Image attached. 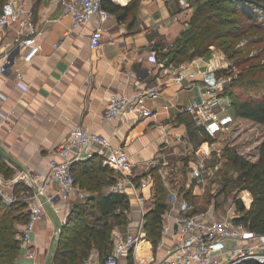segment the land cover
Instances as JSON below:
<instances>
[{
	"label": "crops",
	"instance_id": "1",
	"mask_svg": "<svg viewBox=\"0 0 264 264\" xmlns=\"http://www.w3.org/2000/svg\"><path fill=\"white\" fill-rule=\"evenodd\" d=\"M114 1L127 4L131 0ZM15 5L33 10L38 30L34 50L15 47V27L0 30V65L7 58L11 60L8 69L0 71V153L14 169L9 177L0 172V185L8 187L17 198L28 197L37 186L20 179L12 181L13 178L23 169H30L44 178L54 146L65 140L76 126L110 136L112 145L128 150L133 163L128 176L147 182L143 194L148 202L154 181L150 174L152 169L159 167L158 161L159 165H169V154L178 153L187 142L198 146L197 153L206 163L208 157L218 155V139L229 128V120L245 118L235 115L230 99L219 95L220 90L212 86L213 80L207 86L202 74L185 78L183 82L174 78L176 67L184 64L187 72L205 70L212 79L217 76L216 69L221 65L219 59L215 61L207 55L181 63L163 60L162 54L168 43L174 42L186 28V18L192 6L184 9L177 1L139 0L125 19L109 12L104 20L95 18L74 28L60 0H18ZM174 12L178 19H175ZM97 24H101L104 38L100 46L93 47L90 36ZM153 55L157 57L156 61L152 60ZM18 72L22 73L19 79ZM150 87H158L160 92L157 97L146 99V105L156 109V114L141 118L134 115L104 117L111 93ZM214 97L218 119L205 125H197L193 116L181 110L193 100ZM187 115L197 125V132L193 130V135L192 124L184 119ZM204 130L211 140L204 139ZM72 156L76 184L86 192L87 198L111 191V184H98L94 189L89 185L90 179L92 181L89 166L100 173V164L113 168L105 161L104 150L87 148L80 154L74 151ZM113 176L117 180L123 174L114 170ZM192 176L197 185L192 183L189 188L192 193L188 197L175 191L170 184H164L169 206L164 213L162 243L154 249L151 241L145 238L139 255L133 257V264H140L147 257L151 258L148 264H160L166 257H175V254L168 253V249L173 245L177 219L193 211L188 199L195 194L201 195L204 189L199 183L203 175ZM56 187V184L50 185L48 191ZM128 191L131 193L133 189L128 188ZM86 200L74 196L66 216L47 206L32 235L34 257L26 256V250L21 248L17 264H49L47 260L50 253L55 252L61 228L75 205ZM184 201L188 202L189 208H183ZM146 205L142 208L130 199L128 223L124 228L116 225L112 229L114 244L129 232L140 230L146 233ZM207 211L212 216L211 211ZM228 216L231 215L225 217ZM99 252L98 247L93 246L90 255L100 257ZM117 264H128V256L120 257Z\"/></svg>",
	"mask_w": 264,
	"mask_h": 264
},
{
	"label": "built area",
	"instance_id": "2",
	"mask_svg": "<svg viewBox=\"0 0 264 264\" xmlns=\"http://www.w3.org/2000/svg\"><path fill=\"white\" fill-rule=\"evenodd\" d=\"M64 5V10L71 17V25L74 28L82 24L91 22L95 18L104 20L109 16V11L105 9L101 0H60ZM177 1L182 8L192 6V0H171ZM18 0H6L0 5V30L15 27L13 43L19 48H37L38 30L34 24V12L31 8H22ZM175 19L178 16L175 15ZM104 30L101 24L93 27L90 42L93 47H98L103 43ZM8 55V54H7ZM152 60L157 57L153 55ZM11 60L7 58L4 64L0 65V71L8 69ZM175 71V79L183 82L185 78H195L203 76L205 85L210 86L213 80V87L221 89L226 83V78L218 76L212 79L207 71L187 72L184 64L178 65ZM22 77L18 72L17 79ZM158 87H150L132 92H114L107 99L104 112L106 119L134 115L141 118L157 113L146 105V99L159 95ZM0 95L2 93L0 92ZM214 98L193 100L182 107V111L193 116L197 125H205L208 121L218 119L215 110ZM87 148H94L105 151V161L111 164L115 171L123 176L119 177L110 185L111 191L125 192L129 200L145 207L147 200L143 194L145 181H136L128 176L133 163L128 150L123 146H114L111 137L94 132L85 126H76L71 134L63 141L57 143L53 148V154L48 162V171L44 178L34 173L30 169H23L12 181L23 180L26 184H36L33 194L25 197L26 206L24 212L28 214L27 220L18 227L21 239V248L26 250V256L34 257L31 249L33 242V232L38 221L46 212V207L50 206L57 214L66 216L67 208L74 196L81 200H86V192L76 184V179L72 170L74 157L72 153L77 151L80 154ZM107 151V152H106ZM193 175L202 174L199 167L193 169ZM56 184L57 187L48 191V186ZM128 188H132L130 193ZM250 195V191L247 190ZM0 198L10 204L17 200L16 194L8 187L0 185ZM184 209L189 208L188 202L182 203ZM238 213L228 217L213 218L207 210H193L183 214L177 219V231L175 232L173 245L168 249L169 254L175 257H166L160 264H241L247 260H255L264 264V233L250 229L243 222L235 220ZM145 238L142 231H132L126 236L119 238L107 256L90 255L77 264H117L122 256H128L130 250L135 257L141 249ZM150 257L145 258L140 264H148Z\"/></svg>",
	"mask_w": 264,
	"mask_h": 264
},
{
	"label": "trees",
	"instance_id": "3",
	"mask_svg": "<svg viewBox=\"0 0 264 264\" xmlns=\"http://www.w3.org/2000/svg\"><path fill=\"white\" fill-rule=\"evenodd\" d=\"M5 2L6 0H0V5ZM138 3L139 0H131L127 4L101 0L102 6L119 19H125ZM191 3L192 7L196 5V8L187 20L186 28L174 41L175 46L162 54L166 63H181L197 56H205L211 52L210 46L217 41L223 43L227 51L235 38L241 34V28L250 27L255 31L264 32V0H192ZM226 6L228 8L220 12ZM224 12L230 15L225 16ZM241 21H244L242 25ZM232 23H238L241 28H221L224 24ZM227 85L224 93L230 97L235 115L264 125V63H253L242 68L238 74L229 78ZM243 90L248 91V94L244 95ZM193 133L195 132L192 131L191 135ZM204 139H212L205 130ZM225 154L237 172L233 182L239 188L250 191L252 195L249 207L241 198L237 200L239 213L235 220L243 222L256 232L264 233V140L255 161L233 149ZM98 168L101 173L95 172V167L88 168L89 173H92V181L90 179L89 184L92 189L98 184L108 185L116 181L113 168L102 164ZM0 172L6 177L14 173V169L1 153ZM151 172L154 181L152 194L146 205L145 229L146 236L155 249L162 240L164 213L169 204L161 176L153 169ZM229 180L225 179V186L229 184ZM190 193L189 189L183 192L186 197L190 196ZM26 203L25 199L17 198L8 204L0 198V264H17L21 252L18 224L24 223L28 218V214L24 212ZM196 203L194 201L190 205L197 211L199 208ZM129 209L128 195L119 191L101 192L92 198L88 197L85 202L76 204L66 224L61 228L52 264H77L90 255L93 246L98 247L101 258L107 256L114 245L112 229L116 225L128 223ZM133 257L130 250L128 264H133ZM241 264L261 263L247 260Z\"/></svg>",
	"mask_w": 264,
	"mask_h": 264
},
{
	"label": "rangeland",
	"instance_id": "4",
	"mask_svg": "<svg viewBox=\"0 0 264 264\" xmlns=\"http://www.w3.org/2000/svg\"><path fill=\"white\" fill-rule=\"evenodd\" d=\"M195 8L196 5L193 6L194 10ZM227 8V6L222 8L220 12H223ZM193 9L187 16L186 20H189L191 14H193ZM224 15L229 16L230 14L224 12ZM243 23L244 21L240 22L241 25ZM241 25L238 23L224 24L221 28H241ZM223 45V43L217 41L210 46L211 52L207 55L215 61L217 59L220 60L221 65L216 69L217 76L220 78H226L227 82H224V86L219 89V95H224L226 99H230V97L224 93L228 86L229 78H231L232 75L238 74L242 68H246L253 63H264V32L255 31L250 27L241 28V34L235 38L227 51L226 47ZM174 46V42L168 43L167 50H170ZM254 55L256 56L253 57ZM246 94H248V91L245 90L244 95ZM218 97L220 99V96ZM228 104L229 103H227V106ZM184 119L185 121L190 122V125L192 124L190 130H196L195 132H197V129L195 128L197 125L194 123L193 118L187 115ZM229 122V128L227 127L228 129L219 136V139H215L216 141L218 139V146L220 147L218 155L216 156L215 154L214 157H208V162L204 163V160L199 157V154L197 153L199 148L195 143L188 144L185 142L187 145L183 144L181 151L169 154L168 157L171 159L169 165H159L160 161H158L157 164L161 169L159 170V167L153 169L156 174L161 176V180L164 184L168 183L170 184V187L172 186V188L176 189L175 191L183 193L187 188H191L194 183V185H197L195 181L196 178L192 176V172L194 168L199 167L203 175V180L199 183L203 184L204 189L201 195L195 194L194 196L189 197L188 201H196L199 210H210L213 218H222L229 214L232 215L234 213H239L236 204L239 198H241L248 207L252 202V195H249L246 189L239 188L233 182L237 172L225 153L231 152L233 149L255 161L258 159V150L264 140L263 124L252 119L236 117L232 120L230 119ZM213 162L217 163L212 165ZM152 174L153 172L150 174V177L153 176ZM226 178L230 179L227 186H225ZM188 183H190V186L187 185ZM124 226L125 225H122L123 228ZM146 234L147 233L144 234V238L148 239ZM161 243L162 240L156 246L159 247ZM53 256L54 253H50L47 260L49 264L53 263Z\"/></svg>",
	"mask_w": 264,
	"mask_h": 264
}]
</instances>
